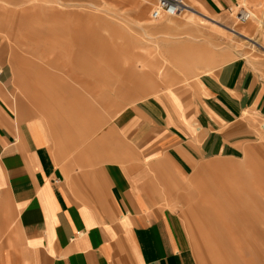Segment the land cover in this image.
<instances>
[{
	"label": "crops",
	"instance_id": "1",
	"mask_svg": "<svg viewBox=\"0 0 264 264\" xmlns=\"http://www.w3.org/2000/svg\"><path fill=\"white\" fill-rule=\"evenodd\" d=\"M227 2L207 0L216 12ZM176 45L170 42L160 78L167 82L180 80L176 65L187 76L217 60L207 45L214 62L204 54L191 62L184 51L176 57ZM8 49L0 34V264H202L175 194L188 178L208 185L209 175L212 207L236 209L239 198L231 194L243 195L241 177L258 160L250 153L238 158L254 135L250 116L264 120V77L246 59L230 60L201 75L198 96L167 89L141 100L76 154L75 132L64 143L18 95ZM98 121L95 128L109 122ZM218 160L233 161L222 169L212 163Z\"/></svg>",
	"mask_w": 264,
	"mask_h": 264
},
{
	"label": "rangeland",
	"instance_id": "2",
	"mask_svg": "<svg viewBox=\"0 0 264 264\" xmlns=\"http://www.w3.org/2000/svg\"><path fill=\"white\" fill-rule=\"evenodd\" d=\"M45 1L54 3L57 9L50 11L46 5L41 6ZM184 1L221 24L202 25L200 18L188 22L187 11L152 20L150 12L157 0H150L142 19L128 0H0V34L14 63L18 95L35 115L46 117L64 143L71 142L68 133L74 131L73 153L77 154V148L81 152L87 147V138L101 137L112 130L125 108L167 89L194 98L200 91L201 75L217 71L230 60L244 58L264 77V49L228 29L247 30L264 45V0H228L217 12L210 9L207 0ZM243 9L258 15L260 27L238 20ZM170 42L180 46L176 45V57H181L183 51L191 53L187 55L191 62L199 54L214 56L204 50L208 46L217 54V60L210 65L200 64L187 76L176 65L173 70L180 80L167 82L160 78L166 76ZM120 69H126L127 74L119 73ZM137 77L141 79L135 80ZM103 99H109L114 107L108 108ZM71 104L77 105L73 114ZM92 105L93 112L88 107ZM99 118L109 122L95 128ZM250 121L254 135L238 160L247 153L258 160L253 162L250 176L241 177L243 195L231 194L239 198L236 209L212 207L216 203L211 200L215 195L209 193L214 190L212 176L207 175L206 186H196L188 178L184 188H177L175 210L202 264H264V120L251 115ZM70 148L65 150L68 159ZM232 161L212 163L225 169ZM251 177L256 178V186ZM221 196L217 195L218 200Z\"/></svg>",
	"mask_w": 264,
	"mask_h": 264
},
{
	"label": "bare ground",
	"instance_id": "3",
	"mask_svg": "<svg viewBox=\"0 0 264 264\" xmlns=\"http://www.w3.org/2000/svg\"><path fill=\"white\" fill-rule=\"evenodd\" d=\"M128 1L129 2H132L134 4L137 14L141 17L140 19H142V16L144 15V12L146 11V9H148V7L150 5V0H128ZM182 1H183V5H184L183 12L184 11H187V14H185L186 15V17H185L186 21H188V22H194V21H196V19L200 18V24H202V25L205 24V22H209V23L214 24V25L221 24L220 21H218L215 17L207 16L201 10L196 9L193 5H191V4L189 5L188 3L186 4V2L184 0H182ZM123 2H125V1H123ZM44 5H46L47 8L50 11H54V10L57 9V6L54 3H52V2H49L48 3V1H45L43 4H41V6L45 7ZM247 11L250 14V19L248 21H250L251 23L250 22L249 23L251 25L252 24H255V23L258 24L257 26L261 25L262 22H261V19H259L258 15L255 12H253L252 10H247ZM180 14H182V13H180ZM176 16H178V15H176ZM140 24L143 25L144 23L141 22ZM257 26L255 25L256 28H257ZM228 27L229 26H225V28H228ZM253 27L254 26H252V28ZM228 29L230 30V32L232 34H234L236 36H241V37L246 38L247 40L253 41V43L255 44V46H260V47H262L264 49V45L260 43V40H258V39H255L254 40L251 36H249L247 30H245V31H242V29L241 30H236V29H234L232 27H229ZM251 29H249V30H251ZM207 59L210 62H214L215 57L212 56L211 54H208L207 55ZM161 71H162V68H160L159 73Z\"/></svg>",
	"mask_w": 264,
	"mask_h": 264
},
{
	"label": "built area",
	"instance_id": "4",
	"mask_svg": "<svg viewBox=\"0 0 264 264\" xmlns=\"http://www.w3.org/2000/svg\"><path fill=\"white\" fill-rule=\"evenodd\" d=\"M184 10L182 0H157L156 5L150 12L152 20H159L162 18H169L179 15ZM238 20L242 23L250 19V14L247 10L243 9L238 13Z\"/></svg>",
	"mask_w": 264,
	"mask_h": 264
}]
</instances>
